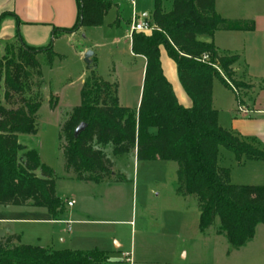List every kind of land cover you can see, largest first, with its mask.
<instances>
[{"label": "trees", "instance_id": "trees-1", "mask_svg": "<svg viewBox=\"0 0 264 264\" xmlns=\"http://www.w3.org/2000/svg\"><path fill=\"white\" fill-rule=\"evenodd\" d=\"M78 17L71 34L79 29L100 27L113 4L109 0H77ZM155 29L134 31L131 50L145 59V71L138 107L124 106L119 100V82L102 78L95 69V55L90 73L83 80L80 103L61 125L65 167L87 182H118L125 179L113 170L114 157L136 152L140 160H168L178 165V192L194 195L200 207V229L206 231L218 218V235H223L235 249L250 242L258 224L264 223V184H233L230 169L218 163L219 147L236 156L264 160V150L223 128L219 112L213 106V84L221 80L232 90L219 71L217 62L228 71L237 56H220L213 41L218 30L255 29L254 19L226 18L216 10V0H173L165 11L163 0H154L147 18ZM45 47L26 44L20 37L3 43L0 57V205L46 208L56 217L65 210L56 194L53 169L43 163L36 148L20 142L21 134L38 130V111L44 94L42 53L55 55L54 39ZM175 62L179 80L192 99L181 104L171 81L164 73L161 50ZM208 53L209 60L201 57ZM59 95L50 98L57 107ZM86 129L75 137L82 122ZM36 171H40L38 175ZM19 236L0 240V264H102L97 250L54 249L18 242Z\"/></svg>", "mask_w": 264, "mask_h": 264}, {"label": "rangeland", "instance_id": "rangeland-1", "mask_svg": "<svg viewBox=\"0 0 264 264\" xmlns=\"http://www.w3.org/2000/svg\"><path fill=\"white\" fill-rule=\"evenodd\" d=\"M109 1L114 6L113 0ZM137 1L138 17L142 18L140 11L151 10L154 0ZM119 2L118 7L112 6L108 11L103 25L81 28L70 39L55 42V55L39 56L45 82L40 87L44 100L38 111V130L35 134L20 135V142L36 148L41 161L53 169L56 194L63 198L65 208H69L68 198L77 199L74 209L78 210V216L72 224V233L67 230V223L42 221L51 218L45 208L0 205V236L13 231L25 243L54 249H120L132 253L133 260L143 264H264V223L257 225L254 238L240 249L233 248L225 236L218 235V218L206 231H201L198 198L178 192V165L174 161H138L136 152L114 157L108 147L107 152L114 160L113 170L121 172L124 180L87 182L74 178V173L66 169L62 148L66 140H60L59 135L67 114L80 103L81 79L90 73L84 60L87 47L95 53L96 72L106 80L121 83V104L136 105L140 59L131 54L128 37L133 6L128 0ZM172 5L173 0H163L165 11ZM261 7L264 10V0H218L221 15L229 18L254 13ZM217 34L220 41L224 40V31ZM3 53L2 45L0 57ZM217 64L227 82L238 87L235 63H229L228 71L220 62ZM125 68L131 70L130 76ZM214 85L221 100V118L225 124L229 123L231 115L224 103L226 86L219 79ZM57 95L60 99L54 108L49 100ZM218 159L222 166L231 169L233 184H264V160L243 158L238 163L235 154L224 146L219 147ZM36 173L41 175L40 171ZM17 243L14 240L10 246ZM117 245L120 247L116 248ZM102 258V264H113L109 254H103Z\"/></svg>", "mask_w": 264, "mask_h": 264}, {"label": "crops", "instance_id": "crops-1", "mask_svg": "<svg viewBox=\"0 0 264 264\" xmlns=\"http://www.w3.org/2000/svg\"><path fill=\"white\" fill-rule=\"evenodd\" d=\"M133 14L136 16L137 20L147 19L150 17L153 8L149 11H140L141 17H138V1L135 0L133 3ZM114 6L118 7L120 5L119 0H113ZM78 2L77 0H0V46L4 42L14 41L20 37L26 44L34 47H45L53 39L55 30H58V35L54 39L53 45L55 46L58 40L64 38H71L76 32L71 34L63 33L60 30L64 28H72L78 17ZM216 10L221 15L222 13L218 9V0H216ZM248 10V9H247ZM246 10V11H247ZM222 16V15H221ZM243 19H254L255 29L252 31L243 30H218L224 31V40L220 41L218 31L212 38L205 39L202 41L211 42L213 41L217 52L220 56H237V61L234 64L235 70L237 72V83L238 87L232 90L228 85L226 86V96L224 98L226 108L230 112L231 121L229 123H224L221 118V100L216 94L215 85L213 84V106L219 112V124L240 137L242 140L251 143L255 147L264 150L261 143L264 144V115L261 113H250L244 114L238 111L239 102L245 104L249 108L259 109L264 104V10L261 8L254 11V13H246V15H239ZM229 18V17H226ZM132 22V20H131ZM131 27V24H130ZM128 37L130 39V30L128 31ZM130 50H131V40H130ZM87 47L85 50H89ZM84 50V51H85ZM85 51V52H86ZM84 52V53H85ZM131 54L135 58L140 59V80L136 84L138 87L137 101L134 107H138L142 95L143 78L145 71V59L141 56L135 55L132 50ZM95 55V53H94ZM96 57V56H95ZM161 61L164 69V73L167 78L171 81L176 96L179 102L185 106L192 105V99L187 94L183 88L177 73V67L175 62L168 56L165 49L161 50ZM127 75H131V70L125 68ZM83 78L81 79V86L83 83ZM119 82V81H118ZM121 83L119 82V100L121 103ZM60 97V96H59ZM60 99V98H59ZM249 159V158H247ZM262 160V159H261ZM221 167L229 168L226 166ZM230 169V168H229ZM73 174V172H72ZM231 169H230V181L231 179ZM74 178H76L74 176ZM233 183V182H232ZM239 184V183H234ZM62 198V197H61ZM63 199V198H62ZM76 203L59 213L56 217L51 216L50 219H41L42 221L48 222H63L68 224V231L72 233V224L77 220L75 217L78 216V210L74 209L77 205ZM11 206V205H9ZM32 207V206H30ZM43 208V207H40ZM72 208V209H70ZM46 209V208H45ZM47 210V209H46ZM10 220V219H1ZM30 221L28 219H17ZM31 221H39L37 219H31ZM19 236V241H22V237L19 233L13 231H6L0 236V240H3L9 236ZM16 241V240H15ZM34 244V243H25ZM39 245V244H37ZM49 248L50 246H43ZM120 246L117 245L116 248ZM52 248V247H50ZM73 249V248H70ZM83 250V249H75ZM102 252L103 254H109L112 258L113 264H129L123 258L120 249H108V248H98L95 249ZM89 251V250H86ZM121 255V258L118 257ZM134 261V260H133ZM135 262V261H134ZM135 264H143L136 263Z\"/></svg>", "mask_w": 264, "mask_h": 264}, {"label": "built area", "instance_id": "built-area-1", "mask_svg": "<svg viewBox=\"0 0 264 264\" xmlns=\"http://www.w3.org/2000/svg\"><path fill=\"white\" fill-rule=\"evenodd\" d=\"M133 3L135 0H131ZM155 29V26L152 25L148 20L142 19L140 21L137 20L136 16L134 15L132 17V22H131V27H130V40L132 39V33L134 31H144V32H151L152 30ZM210 55L208 53L204 54L201 59L203 61L209 60ZM233 86V85H232ZM234 87V86H233ZM234 90L236 91V88L234 87ZM238 111L242 112L244 114H250V113H261L264 115V104L259 108V109H253L249 108L245 104L239 102L238 104ZM76 203L75 199H68L67 200V206L71 207ZM123 258L126 262L129 264H135L133 261L132 253L129 252H123L122 253Z\"/></svg>", "mask_w": 264, "mask_h": 264}, {"label": "water", "instance_id": "water-1", "mask_svg": "<svg viewBox=\"0 0 264 264\" xmlns=\"http://www.w3.org/2000/svg\"><path fill=\"white\" fill-rule=\"evenodd\" d=\"M94 55V51L92 49L87 50L84 53V60L88 63L91 64L92 60L91 57ZM87 127V123L82 121L75 129L74 135L75 137H78Z\"/></svg>", "mask_w": 264, "mask_h": 264}]
</instances>
